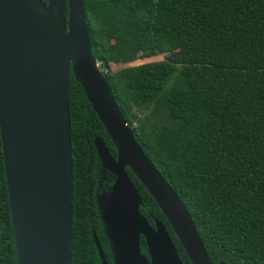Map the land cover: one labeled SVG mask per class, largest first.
Listing matches in <instances>:
<instances>
[{"label": "trees", "instance_id": "1", "mask_svg": "<svg viewBox=\"0 0 264 264\" xmlns=\"http://www.w3.org/2000/svg\"><path fill=\"white\" fill-rule=\"evenodd\" d=\"M82 3L97 67L136 142L185 206L209 260L264 264V0ZM67 97L70 264H98L92 232L111 253L95 201L112 177L105 172L97 185L92 140L101 137L113 157L115 150L71 72ZM125 171L141 196L140 214L150 225L160 220L181 263L190 264L156 203ZM0 264H16L1 147Z\"/></svg>", "mask_w": 264, "mask_h": 264}, {"label": "water", "instance_id": "2", "mask_svg": "<svg viewBox=\"0 0 264 264\" xmlns=\"http://www.w3.org/2000/svg\"><path fill=\"white\" fill-rule=\"evenodd\" d=\"M29 1L51 11L60 42L54 51L28 47L32 37L16 2L0 0V147L16 264H70L69 72L115 150L113 157L101 137L92 140L99 183L106 173L112 177L95 201L112 264H182L162 222L152 226L140 214L141 196L125 168L156 203L190 264H224L209 260L185 206L127 126L92 55L82 0ZM92 240L98 264H108L94 232Z\"/></svg>", "mask_w": 264, "mask_h": 264}, {"label": "bare ground", "instance_id": "3", "mask_svg": "<svg viewBox=\"0 0 264 264\" xmlns=\"http://www.w3.org/2000/svg\"><path fill=\"white\" fill-rule=\"evenodd\" d=\"M16 2V10L20 12L22 24L29 26L28 35H31L32 41L28 47L39 46L46 50L53 49L60 42L55 17L51 11L39 8L29 0H9ZM16 221V212H14Z\"/></svg>", "mask_w": 264, "mask_h": 264}, {"label": "rangeland", "instance_id": "4", "mask_svg": "<svg viewBox=\"0 0 264 264\" xmlns=\"http://www.w3.org/2000/svg\"><path fill=\"white\" fill-rule=\"evenodd\" d=\"M56 16H57V14H56ZM152 49H156V47L155 48L153 47ZM191 51H193V50H191ZM190 52L188 51L186 54H188ZM181 54L182 53H179V54L176 53L174 55H166V56H157V55H154V56H150V57L136 59L135 61L131 62V64H141V63H146V62L153 61V60H155V61L156 60H166V59H168L170 57L177 56V55H181ZM116 67L117 66H112L111 69H115ZM99 185H100V183H98V186Z\"/></svg>", "mask_w": 264, "mask_h": 264}, {"label": "flooded vegetation", "instance_id": "5", "mask_svg": "<svg viewBox=\"0 0 264 264\" xmlns=\"http://www.w3.org/2000/svg\"><path fill=\"white\" fill-rule=\"evenodd\" d=\"M108 151H109V150H108ZM109 153H110V152H109ZM110 154H111V153H110ZM111 156H112V155H111ZM97 159H98V158H97ZM98 161H99V160H98ZM99 170H100V169H99ZM99 170H98V171H99ZM98 178H99V177H98ZM98 183H99V180L97 179V185H98ZM96 196H99V193H97ZM99 197H100V196H99ZM99 197H98V198H99ZM98 221H99V219H98ZM99 223H100V221H99ZM100 226H101V224H100ZM152 226H153V225H152ZM92 233H93V232H92ZM140 238L143 239L142 236H140ZM98 240H99V239H98ZM92 241H93V240H92ZM104 241H105V240H104ZM102 250H103V249H102ZM103 252H104V251H103ZM104 254H105V253H104ZM105 255H106V254H105ZM110 255H111V254H110ZM105 257H106V260H107L108 264H112V257L107 256V255H106Z\"/></svg>", "mask_w": 264, "mask_h": 264}]
</instances>
